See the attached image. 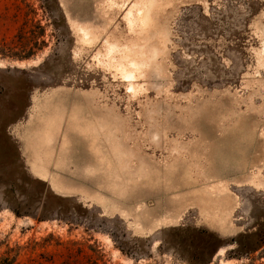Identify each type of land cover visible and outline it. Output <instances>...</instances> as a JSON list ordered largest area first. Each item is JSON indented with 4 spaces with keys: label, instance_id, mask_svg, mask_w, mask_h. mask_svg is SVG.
Segmentation results:
<instances>
[{
    "label": "rangeland",
    "instance_id": "rangeland-1",
    "mask_svg": "<svg viewBox=\"0 0 264 264\" xmlns=\"http://www.w3.org/2000/svg\"><path fill=\"white\" fill-rule=\"evenodd\" d=\"M151 2L0 0V264H264V0Z\"/></svg>",
    "mask_w": 264,
    "mask_h": 264
},
{
    "label": "trees",
    "instance_id": "trees-1",
    "mask_svg": "<svg viewBox=\"0 0 264 264\" xmlns=\"http://www.w3.org/2000/svg\"><path fill=\"white\" fill-rule=\"evenodd\" d=\"M7 208L17 217L29 215L28 212L20 211L19 203L16 206H7ZM174 230L176 234L174 239L170 241L173 246L179 248L181 255L190 264L209 263L218 248L225 244L215 233L203 228L186 227ZM228 243L236 245L237 257L258 250L264 246V222L255 232L240 233L235 238L230 239Z\"/></svg>",
    "mask_w": 264,
    "mask_h": 264
},
{
    "label": "bare ground",
    "instance_id": "bare-ground-1",
    "mask_svg": "<svg viewBox=\"0 0 264 264\" xmlns=\"http://www.w3.org/2000/svg\"><path fill=\"white\" fill-rule=\"evenodd\" d=\"M149 2V1H148ZM150 2H151V0H150ZM152 3V2H151ZM141 6H144V5H141ZM138 10V9H137ZM143 10V9H142ZM144 11V10H143ZM137 14V13H136ZM147 13L145 12L144 13V18L143 19H147L148 18V15H146ZM150 16H151V14H150ZM147 21H149V20H147ZM146 22V21H145ZM142 23H144V22H142ZM144 25H146V24H144ZM148 25V24H147ZM147 42V41H146ZM141 49V48H140ZM142 53V52H141ZM126 56V55H125ZM127 58V57H126ZM130 58H131V56H130ZM133 60V59H132ZM150 60V59H149ZM132 63H133V61H132ZM122 64V63H121ZM137 65L138 64H141V62L139 63L138 61H137V63H136ZM125 65V64H124ZM123 65V66H124ZM134 65H135V63H134ZM133 65V67H136V66H134ZM128 66V65H127ZM122 67V66H121ZM129 67V66H128ZM138 67H140V66H138ZM119 68V67H118ZM131 68V67H130ZM137 68V67H136ZM138 69H140V68H138ZM127 71V70H126ZM133 71V70H132ZM123 73V72H122ZM124 74H126V72L124 73ZM127 75V74H126Z\"/></svg>",
    "mask_w": 264,
    "mask_h": 264
}]
</instances>
